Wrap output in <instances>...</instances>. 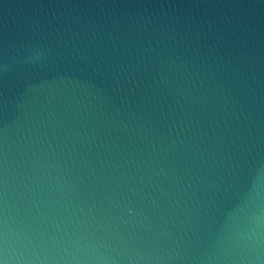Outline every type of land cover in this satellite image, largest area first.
Instances as JSON below:
<instances>
[{
  "label": "water",
  "instance_id": "water-1",
  "mask_svg": "<svg viewBox=\"0 0 264 264\" xmlns=\"http://www.w3.org/2000/svg\"><path fill=\"white\" fill-rule=\"evenodd\" d=\"M257 232L264 0H0L10 264H264Z\"/></svg>",
  "mask_w": 264,
  "mask_h": 264
},
{
  "label": "clouds",
  "instance_id": "clouds-1",
  "mask_svg": "<svg viewBox=\"0 0 264 264\" xmlns=\"http://www.w3.org/2000/svg\"><path fill=\"white\" fill-rule=\"evenodd\" d=\"M262 239H264V236H262V234L260 232H257L255 243L253 245L249 246L250 253L254 251L255 254L254 255L249 254L248 256L244 257V259L255 260V259L259 258V254H260L259 249L261 247ZM5 241H6V237H5ZM0 254H2L4 256L3 259H0V264H10V261L8 259V254H7L6 243L2 248H0ZM17 264H23V258L22 257L17 258Z\"/></svg>",
  "mask_w": 264,
  "mask_h": 264
}]
</instances>
